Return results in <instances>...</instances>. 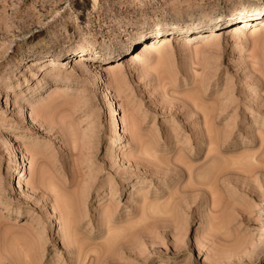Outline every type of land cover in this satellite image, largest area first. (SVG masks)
<instances>
[{
    "label": "rangeland",
    "instance_id": "1",
    "mask_svg": "<svg viewBox=\"0 0 264 264\" xmlns=\"http://www.w3.org/2000/svg\"><path fill=\"white\" fill-rule=\"evenodd\" d=\"M261 6L0 0V264H145L153 249L164 264H240L242 247L225 246L244 204L264 261V26L224 31ZM208 20L216 37L129 55L158 25ZM88 43L99 55L68 60ZM120 113L133 120L125 155ZM25 148L41 165L29 185L17 181ZM87 178L104 189L95 207Z\"/></svg>",
    "mask_w": 264,
    "mask_h": 264
},
{
    "label": "bare ground",
    "instance_id": "2",
    "mask_svg": "<svg viewBox=\"0 0 264 264\" xmlns=\"http://www.w3.org/2000/svg\"><path fill=\"white\" fill-rule=\"evenodd\" d=\"M261 15H263V17H260ZM239 16L241 17L239 18ZM210 20L199 21V22H194L190 24H178L177 23V24H169V25H158L156 33L148 37L141 38L138 42V46L136 50L133 51V53L129 52V55L133 59L132 60L133 62H136L138 58L144 57L145 55L147 56V54L149 55L151 53H157L159 55V58H162L164 52L162 53L161 49L162 48L164 49L167 47V44H169L171 35H173V37L182 38L183 40V36H184L183 34L190 33V34H186L190 38L189 41H192L193 39L198 40L200 39L201 36H203V34L205 35L208 34L210 35V36L207 35L208 37H213L215 36V34L218 33V30L220 28L218 29L215 28L218 26L217 23L214 21L210 22ZM226 26L227 27L224 28V31H226L228 35L237 36L238 38L243 37L245 32H247L248 30L251 32L257 31L258 28H261V26H264V6L254 7V8H245L244 10L239 12L236 16L229 18L226 21ZM206 28L209 30L204 31L203 29H206ZM257 41L261 42V39L257 38ZM99 53L100 51L93 43H88L78 48L75 53H73L72 55L68 57V60L76 64L77 63L79 64V62L82 59L84 60V58H87V57H91V58L95 57L96 55H99ZM47 60L52 62L51 64L56 62L55 61L56 59L50 58ZM107 88L108 87H106V89ZM57 89H58V86H54L52 88L51 93L56 94V92L58 91ZM110 101L112 103L111 99ZM113 111H115L114 108H113ZM118 118H119V127L117 128H118L119 140H118V147H117L118 151L117 152L125 155V152L128 151L127 149L131 141V136L133 135L132 134L133 133V124H132L133 120L128 114H125V113L123 114L120 113V116ZM21 155H22V161L24 163L23 164L24 168H23L22 174L17 177V181H18V184L21 183V184L29 185L30 183H32L33 178H35V175L37 172V166L41 167V165H38V157L33 150L31 149L29 150L28 148H25L24 150H22ZM42 167H45V166L42 165ZM85 182L86 183H84V186H85L84 201L85 203L94 205L95 207V205L97 206V204L101 200H103L102 199L103 194H104L103 186L98 184L95 180L89 179V178H87ZM69 210H71L72 212V209H69ZM238 211L234 210L230 215V220H232V222L233 220L235 221L232 223V233L233 234H231L232 236L231 238H229V243L225 246V248H227L228 250L229 249L231 250V249H235V247L239 249L240 247H242V250L244 252L242 253V259H241V262H239L240 264H264V261L254 257V255L252 254L251 249H249V245H250L249 239L247 235L244 234V231H243L247 223V219L249 218V215H250V209L244 204V206L241 207V210L239 212ZM154 243L155 241H151L150 246L154 245ZM158 251L159 250L153 249L150 252L149 257L146 260L145 264H164L161 254Z\"/></svg>",
    "mask_w": 264,
    "mask_h": 264
}]
</instances>
